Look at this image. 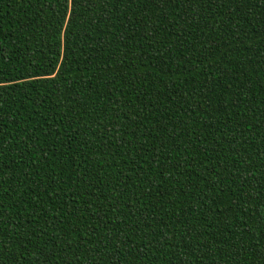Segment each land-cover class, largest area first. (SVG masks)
<instances>
[{
  "label": "trees",
  "instance_id": "trees-1",
  "mask_svg": "<svg viewBox=\"0 0 264 264\" xmlns=\"http://www.w3.org/2000/svg\"><path fill=\"white\" fill-rule=\"evenodd\" d=\"M0 264H264V0H0Z\"/></svg>",
  "mask_w": 264,
  "mask_h": 264
}]
</instances>
